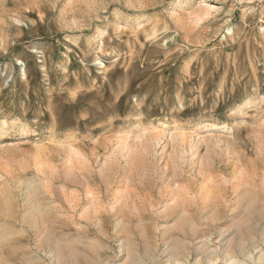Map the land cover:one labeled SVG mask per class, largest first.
Masks as SVG:
<instances>
[{
	"label": "rangeland",
	"instance_id": "rangeland-1",
	"mask_svg": "<svg viewBox=\"0 0 264 264\" xmlns=\"http://www.w3.org/2000/svg\"><path fill=\"white\" fill-rule=\"evenodd\" d=\"M0 264H264V0H0Z\"/></svg>",
	"mask_w": 264,
	"mask_h": 264
},
{
	"label": "bare ground",
	"instance_id": "bare-ground-1",
	"mask_svg": "<svg viewBox=\"0 0 264 264\" xmlns=\"http://www.w3.org/2000/svg\"><path fill=\"white\" fill-rule=\"evenodd\" d=\"M247 208V207H246Z\"/></svg>",
	"mask_w": 264,
	"mask_h": 264
}]
</instances>
